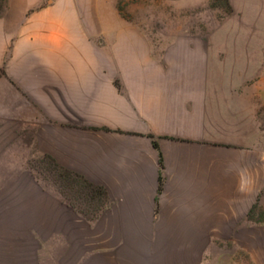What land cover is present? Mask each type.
<instances>
[{
  "label": "crops",
  "instance_id": "crops-1",
  "mask_svg": "<svg viewBox=\"0 0 264 264\" xmlns=\"http://www.w3.org/2000/svg\"><path fill=\"white\" fill-rule=\"evenodd\" d=\"M38 2L8 0L0 20L15 30ZM65 2L41 8L46 25L74 20ZM101 37H15L16 54L40 58L25 91L26 105L39 106L26 122L41 152L104 195L78 196L58 175L56 240H38L33 226L10 228L0 235V264H209L211 245L240 232L257 200L256 131L242 143L218 122L201 44L182 37L157 49L138 31Z\"/></svg>",
  "mask_w": 264,
  "mask_h": 264
},
{
  "label": "rangeland",
  "instance_id": "rangeland-1",
  "mask_svg": "<svg viewBox=\"0 0 264 264\" xmlns=\"http://www.w3.org/2000/svg\"><path fill=\"white\" fill-rule=\"evenodd\" d=\"M48 1L34 3L15 30L0 20V235L33 226L38 240H56V166L26 122L34 109L39 112V106L26 105L31 98L25 82L26 76L39 78L40 58L15 53L17 33L87 32L102 38L138 31L149 34L157 49L182 37L207 49L218 122L224 117L226 132L239 131L242 143H252L256 131L257 200L240 232L225 233L211 245L209 264H264V0H66L74 20L46 25L41 8ZM7 5L0 0V16ZM103 56L98 48V57Z\"/></svg>",
  "mask_w": 264,
  "mask_h": 264
},
{
  "label": "trees",
  "instance_id": "trees-1",
  "mask_svg": "<svg viewBox=\"0 0 264 264\" xmlns=\"http://www.w3.org/2000/svg\"><path fill=\"white\" fill-rule=\"evenodd\" d=\"M154 144L156 147H158L156 141H154ZM46 157L48 159H50L55 164L56 170H57V176L60 175L62 178L65 177L64 179H69L71 188H73L74 186H76L78 188V190H77L78 196H80L82 194V191H83L86 193L85 198H88V196L91 194V198H93V199L98 198L100 201H103L104 192L102 189L95 187V186H92L88 183L81 185L80 180L76 177V174H74L72 171H69V170H66L62 167H59L56 160L53 157H51L50 155H46ZM56 181H57V177H56ZM65 188H67V185H65Z\"/></svg>",
  "mask_w": 264,
  "mask_h": 264
}]
</instances>
